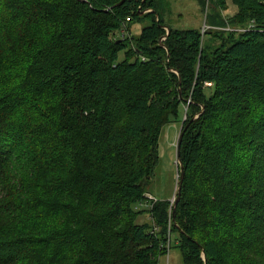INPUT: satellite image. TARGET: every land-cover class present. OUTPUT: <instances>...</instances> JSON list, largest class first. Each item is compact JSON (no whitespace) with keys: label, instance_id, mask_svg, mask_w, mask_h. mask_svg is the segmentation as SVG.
Here are the masks:
<instances>
[{"label":"trees","instance_id":"16d2710c","mask_svg":"<svg viewBox=\"0 0 264 264\" xmlns=\"http://www.w3.org/2000/svg\"><path fill=\"white\" fill-rule=\"evenodd\" d=\"M31 1L0 0L24 62L0 87V264H158L173 233L184 264H264V0H210L204 31L167 25L165 0H33L20 24ZM23 105L29 127L8 118ZM170 122L173 212L144 193Z\"/></svg>","mask_w":264,"mask_h":264},{"label":"rangeland","instance_id":"374dc122","mask_svg":"<svg viewBox=\"0 0 264 264\" xmlns=\"http://www.w3.org/2000/svg\"><path fill=\"white\" fill-rule=\"evenodd\" d=\"M167 3V8L164 10V20L167 25L172 28L177 29H186V28H200L201 31H204L208 28V23L206 21V14L212 8V3L210 0L205 1V5L203 9H201L200 5L196 0H165ZM227 9L224 11H220L221 14H231L236 10V6L232 3L231 0H227ZM31 5L27 3L20 9V24L26 22L28 19L31 21L32 14L36 15V5L34 1H31ZM30 11V12H29ZM4 19V18H3ZM149 23V20L146 18L141 22H134L131 25V29L135 32V34L139 33L142 25H146ZM31 25V24H29ZM28 26V25H26ZM210 27V26H209ZM217 29V27H215ZM19 31V30H18ZM121 30L117 31V37L120 36ZM39 33L38 35H41ZM17 40L24 41V39L20 36V31L16 33ZM22 38V39H21ZM39 41V40H38ZM11 47L1 46L0 45V87H5L7 85L13 84L16 80H19L20 73L23 68V60L21 59L22 54V46H18L15 50H11ZM122 57V53L119 54ZM29 107L28 105H23L15 108L8 116L9 119L13 120L16 115H19V122L23 125L25 119L28 122L27 127L32 125V123H36L39 119L34 117L33 119L26 115V112L30 111V109H26L21 113L16 114L17 109L20 107ZM33 109V108H32ZM185 110L186 106H181V114L182 121L185 118ZM8 119L1 121L0 124L5 128L7 125ZM182 122H170L166 124L161 131L159 140H158V151L159 157L158 161L154 167L152 180L148 183L146 187L147 196H153L160 199H167L169 202L168 211L173 212V206H175L176 200V192H177V180L179 175L178 163L176 161V144L178 140L179 132L181 131ZM42 125V123H40ZM10 127L14 128L16 125H11ZM7 127L6 129L10 128ZM34 128V126H32ZM2 128V127H1ZM33 137L37 134V140L42 144V147L48 144L47 137H43L41 134V127H36L33 129ZM46 141V143H45ZM47 148V146H46ZM12 198V197H11ZM137 203L136 208H146L151 207V205H145ZM153 203V202H152ZM135 208V209H136ZM38 211L33 210L31 218L37 220ZM16 221V219H14ZM145 220L152 221L151 216L142 212L136 218V221L143 222ZM171 220V219H170ZM15 221L11 222V225L15 223ZM176 233L171 235V247L168 249L167 254L160 257L158 264H184L183 258H181V252L176 246Z\"/></svg>","mask_w":264,"mask_h":264},{"label":"water","instance_id":"95a60500","mask_svg":"<svg viewBox=\"0 0 264 264\" xmlns=\"http://www.w3.org/2000/svg\"><path fill=\"white\" fill-rule=\"evenodd\" d=\"M123 1L124 0H121L118 4H121ZM165 28H166L167 34H168L170 30H169V28L167 26H165ZM183 132H184V129H182L179 132L178 140H177V144H176V161L178 163L179 175H178V180H177V192H176L177 195H176L175 204H176V202H177V200L179 199V196H180V188H181V183H182V179H183V176H184V168H183L182 162L180 160V143H181Z\"/></svg>","mask_w":264,"mask_h":264},{"label":"built area","instance_id":"2783aa9c","mask_svg":"<svg viewBox=\"0 0 264 264\" xmlns=\"http://www.w3.org/2000/svg\"><path fill=\"white\" fill-rule=\"evenodd\" d=\"M127 19H129V18H127ZM206 84H210V82H207ZM153 199H154V196H153ZM138 208H140V207H138ZM155 229V228H154Z\"/></svg>","mask_w":264,"mask_h":264},{"label":"bare ground","instance_id":"6f19581e","mask_svg":"<svg viewBox=\"0 0 264 264\" xmlns=\"http://www.w3.org/2000/svg\"><path fill=\"white\" fill-rule=\"evenodd\" d=\"M151 197V196H150ZM178 201V200H177Z\"/></svg>","mask_w":264,"mask_h":264}]
</instances>
